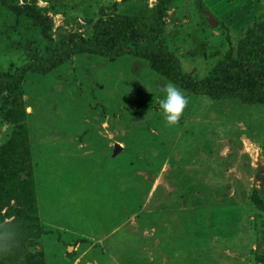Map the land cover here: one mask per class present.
Returning a JSON list of instances; mask_svg holds the SVG:
<instances>
[{
	"label": "rangeland",
	"instance_id": "obj_1",
	"mask_svg": "<svg viewBox=\"0 0 264 264\" xmlns=\"http://www.w3.org/2000/svg\"><path fill=\"white\" fill-rule=\"evenodd\" d=\"M124 16L195 79L256 20L264 56V0H0V264H264V102L191 93L129 43L16 73ZM165 83L187 97L175 123Z\"/></svg>",
	"mask_w": 264,
	"mask_h": 264
},
{
	"label": "trees",
	"instance_id": "obj_2",
	"mask_svg": "<svg viewBox=\"0 0 264 264\" xmlns=\"http://www.w3.org/2000/svg\"><path fill=\"white\" fill-rule=\"evenodd\" d=\"M202 7L200 2L197 3ZM257 20L246 30L244 38L239 42V60L228 56V62H224L222 76L195 79L189 74L182 73L176 58L164 49L147 51L142 48L146 42V32L137 22L129 17H123L114 23L101 21L96 26L95 34L90 40L83 39L78 34H71L53 43L47 55L43 58L39 55L29 54V61L17 68L16 73L50 71L58 65L68 61L74 53L87 51L102 56H118L122 47L132 44L139 56L147 57L150 66L172 79L180 87L194 94H204L214 100L226 98H238L246 103L264 102V56H258L254 50L262 37L258 33ZM160 46V44H158ZM140 47L142 50H140ZM164 60H162V59ZM170 60L174 67L171 68L166 61ZM235 66L241 72L243 78L239 81L232 80L229 70ZM6 78L0 76V84H4Z\"/></svg>",
	"mask_w": 264,
	"mask_h": 264
},
{
	"label": "clouds",
	"instance_id": "obj_3",
	"mask_svg": "<svg viewBox=\"0 0 264 264\" xmlns=\"http://www.w3.org/2000/svg\"><path fill=\"white\" fill-rule=\"evenodd\" d=\"M163 88L165 95L160 101L161 109L165 115L166 121L175 123L188 102L187 97L184 92L173 83H165Z\"/></svg>",
	"mask_w": 264,
	"mask_h": 264
},
{
	"label": "water",
	"instance_id": "obj_4",
	"mask_svg": "<svg viewBox=\"0 0 264 264\" xmlns=\"http://www.w3.org/2000/svg\"><path fill=\"white\" fill-rule=\"evenodd\" d=\"M116 148H118V147H116ZM116 148H115V150H116Z\"/></svg>",
	"mask_w": 264,
	"mask_h": 264
}]
</instances>
